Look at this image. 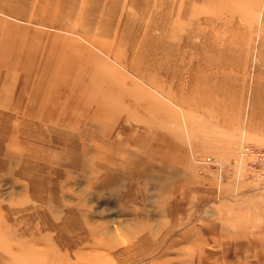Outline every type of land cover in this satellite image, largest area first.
Instances as JSON below:
<instances>
[{"label": "rangeland", "instance_id": "rangeland-1", "mask_svg": "<svg viewBox=\"0 0 264 264\" xmlns=\"http://www.w3.org/2000/svg\"><path fill=\"white\" fill-rule=\"evenodd\" d=\"M245 146L264 0H0V264H264Z\"/></svg>", "mask_w": 264, "mask_h": 264}, {"label": "built area", "instance_id": "built-area-1", "mask_svg": "<svg viewBox=\"0 0 264 264\" xmlns=\"http://www.w3.org/2000/svg\"><path fill=\"white\" fill-rule=\"evenodd\" d=\"M239 153L245 160V164L243 166L244 160H241L237 167H241L249 179L258 182L264 188V148L245 146ZM196 162L200 165L201 172L214 164L211 158H198ZM222 172L223 168L220 170V173Z\"/></svg>", "mask_w": 264, "mask_h": 264}, {"label": "bare ground", "instance_id": "bare-ground-1", "mask_svg": "<svg viewBox=\"0 0 264 264\" xmlns=\"http://www.w3.org/2000/svg\"><path fill=\"white\" fill-rule=\"evenodd\" d=\"M195 35L196 36H201L202 34L200 33V31H197V32H195ZM7 38V37H6ZM221 67V66H220Z\"/></svg>", "mask_w": 264, "mask_h": 264}]
</instances>
